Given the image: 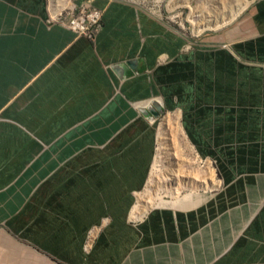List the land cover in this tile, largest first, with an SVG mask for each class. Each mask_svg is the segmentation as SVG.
<instances>
[{"label":"crops","instance_id":"1","mask_svg":"<svg viewBox=\"0 0 264 264\" xmlns=\"http://www.w3.org/2000/svg\"><path fill=\"white\" fill-rule=\"evenodd\" d=\"M240 1L184 36L93 0L91 40L50 0H0V264H264V0ZM155 103L217 178L176 171L217 184L172 206L150 182Z\"/></svg>","mask_w":264,"mask_h":264},{"label":"built area","instance_id":"2","mask_svg":"<svg viewBox=\"0 0 264 264\" xmlns=\"http://www.w3.org/2000/svg\"><path fill=\"white\" fill-rule=\"evenodd\" d=\"M132 5L147 13L153 19L177 30L184 36H192L189 33L190 25H197L203 30H210L213 19H207L209 6L227 5L226 0H192V8L179 12L177 15H167L162 10V2L165 0H117ZM67 4L58 7L57 4L49 6L51 17L49 22H56L74 31L77 35L95 40L103 27L104 10L95 6L93 0H67ZM174 3H172L173 5ZM158 143L156 151H158ZM205 161V160H204ZM202 163L203 159H202Z\"/></svg>","mask_w":264,"mask_h":264},{"label":"rangeland","instance_id":"3","mask_svg":"<svg viewBox=\"0 0 264 264\" xmlns=\"http://www.w3.org/2000/svg\"><path fill=\"white\" fill-rule=\"evenodd\" d=\"M66 1L67 0H59L58 3H59V5H65L67 3ZM170 1L171 0H165L162 2V10L167 11V15H177L180 11H184V10L192 8L189 6V5H191V0H185V1H183V4H178L174 8H173L174 5H172V3ZM50 3H52V6H53L55 4V1L50 0ZM179 6L181 8L179 10L174 11L175 8H177ZM212 7L213 6H209L208 11L211 10ZM214 7L219 8L222 6H214ZM193 32H195L194 26L190 25L189 26V33H193ZM168 116H169L168 117L169 120L165 121V124L162 125L160 131H158V133H159L158 147L160 149V164L161 165H159V168H156L155 167V161H154V165L152 166V171H151L150 182L151 183H157L158 187L156 190L160 191V192H157V194L161 195L159 197L164 199L167 202V204H165V205H171L172 206V203H171L173 201L172 198H175V197L179 198V196L183 197V195L189 193V190H186V189H184L182 191L180 190L179 195H176V193L173 192V190L171 192V189H168L167 187H166L167 189L165 188V183H164V186H160L159 185V180H160L159 178H161V177L163 178V175H164V177L165 178L167 177L168 180H171V179L174 180L175 177L173 175H175V173L178 169L181 171L187 172V173H188L187 169H192L194 171L193 173H195V172L197 173L200 170H202L201 167H203V166L207 169V165H210V163H206L205 165L200 167V165L203 164L201 158L199 157L200 154L195 150V148L192 145H190L188 138L186 137L182 127L180 126L178 117L173 116V115H168ZM165 117H166V115L164 114L160 118V120L158 121V126H159L160 122L162 121V119H164ZM172 140H173L174 144L172 143ZM174 153H176L178 158H176L175 156H172V154H174ZM157 154H158V151L155 152V157H157ZM197 154L199 156H197V158H195L194 155H197ZM209 168L213 169L212 165H210ZM213 172H214V169H213ZM169 176H170V178H169ZM214 176L216 178L215 174H214ZM153 177H156V178H153ZM194 177L200 178V175H198V173H197L194 175ZM190 179H192V178H190ZM197 182L200 183L199 181H197ZM216 184L217 183L214 182L213 185H211L208 189L215 188ZM175 186H177V184L172 185V187L174 189H175ZM181 186H182V188L187 187V186L190 188H197L199 185L196 187H193V185L189 181H186V184H185V182H181ZM201 188H204V187H201ZM208 189H205V190H208ZM211 192L212 191H207V192L200 191L199 194H200V197H202V199H204Z\"/></svg>","mask_w":264,"mask_h":264},{"label":"bare ground","instance_id":"4","mask_svg":"<svg viewBox=\"0 0 264 264\" xmlns=\"http://www.w3.org/2000/svg\"><path fill=\"white\" fill-rule=\"evenodd\" d=\"M55 1V3L56 2H58L59 0H54ZM183 1H185V0H171L170 2L171 3H174L173 5V8L175 7V6H177L178 4H183ZM188 4V3H187ZM55 5V4H54ZM61 6H64V5H58V7H61ZM190 7H192V0H191V5H189ZM247 6V2L245 3V2H243V1H240V0H236V5H235V7L234 8H232V16H231V18H233L234 16H236L239 12H241L245 7ZM233 7V6H232ZM181 7L179 6V7H177V8H175V10L174 11H176V10H179ZM180 12H182V11H180ZM228 12V11H227ZM226 12V13H227ZM229 13V12H228ZM214 14V13H213ZM212 14V15H213ZM222 14V13H221ZM211 14H210V12L208 11V9H207V19H213V23H211V25H210V29H212V28H214V27H217L218 25H215V24H217L219 21H220V19H218V18H215V17H213ZM219 15V14H218ZM227 23V22H226ZM223 24V23H222ZM194 26V29H195V32H199V31H202L203 30V28L202 27H198L197 28V25H193ZM168 115L164 118V119H162V121L160 122V124H159V127H158V130L160 131V129H161V126L162 125H164L165 124V121H168L169 119H168ZM172 143H173V140H172ZM174 144V143H173ZM172 156H175L176 158H178L177 157V155H176V153H174V154H172ZM197 156H199L198 154L197 155H194V157L195 158H197ZM159 165H161L160 164V149L158 148V154H157V157H155V167L156 168H159ZM203 165V164H202ZM201 166V165H200ZM210 167V165H207V169L209 170V172L211 173V178L212 179H214V172H213V169L212 168H209ZM177 171H181V170H177ZM154 174V173H153ZM171 174V173H170ZM174 174V173H173ZM182 174V172H177V173H175V175H173L174 177H175V179L173 180V179H171V180H168L167 179V177L165 178L164 177V175H163V178L161 177V178H159L160 180H159V183H160V186H164V183H165V188L166 187H168V186H170V185H173V184H177V187L174 189L173 187H172V190H174V192L176 193V195H179V193H180V190L182 189V186H181V182H185V184H186V181H189L192 185H193V187H196V186H198V185H201V187H204L205 189H208L210 186H211V184L210 183H208L207 181H202L203 183H198L194 178L193 179H188V178H184V176L183 175H181ZM172 175V174H171ZM189 175V174H188ZM210 175V174H209ZM160 176V175H159ZM153 178H156V177H153ZM169 178H170V176H169ZM172 178V177H171ZM166 179V180H165ZM204 180H206V179H204ZM157 185V184H156ZM149 187V186H148ZM150 191H151V189H150ZM160 192V191H159ZM170 192V191H169ZM172 192V191H171ZM159 196H161V195H159ZM142 197V196H141ZM180 197V196H179ZM148 198L150 199V197L148 196ZM152 198H155V197H152ZM192 198V197H191ZM194 198L196 199V197L194 196ZM157 200V199H156ZM182 201V200H181ZM184 201V200H183ZM196 201V200H195ZM199 201H202V200H199ZM153 202H154V200L152 199H150V201H148V202H146V203H144L143 205H139L138 206V208H136V210H135V214H134V217H140V216H142V214L146 211V209L148 208V207H151L152 205H153ZM197 202V201H196ZM194 203V204H197V203ZM142 203V202H141ZM184 203V202H183ZM155 204V203H154ZM157 205V204H156ZM159 205H160V203H159ZM158 205V206H159ZM164 205V204H163ZM174 205V204H173ZM141 206H142V209H140L141 208ZM170 206V205H169ZM194 206V205H193ZM183 207V206H182ZM136 219V218H135Z\"/></svg>","mask_w":264,"mask_h":264},{"label":"water","instance_id":"5","mask_svg":"<svg viewBox=\"0 0 264 264\" xmlns=\"http://www.w3.org/2000/svg\"><path fill=\"white\" fill-rule=\"evenodd\" d=\"M150 112L152 113L151 115L147 113L149 117L151 116L153 118H159L164 113V110L160 105H158V103H155V107L152 106L150 108Z\"/></svg>","mask_w":264,"mask_h":264},{"label":"clouds","instance_id":"6","mask_svg":"<svg viewBox=\"0 0 264 264\" xmlns=\"http://www.w3.org/2000/svg\"><path fill=\"white\" fill-rule=\"evenodd\" d=\"M102 9V8H101ZM164 115V113L159 117V118H156L157 119V121H159L160 120V118L162 117ZM155 119V118H154ZM157 126H158V124H157ZM159 127V126H158ZM158 127H157V131H158ZM158 141H159V139H158ZM159 143V142H158ZM201 157V156H200ZM202 158V157H201ZM203 159V158H202Z\"/></svg>","mask_w":264,"mask_h":264}]
</instances>
